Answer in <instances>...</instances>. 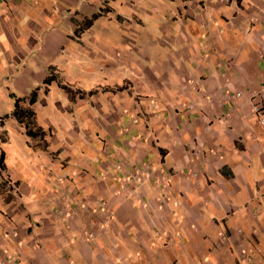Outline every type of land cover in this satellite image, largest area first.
Wrapping results in <instances>:
<instances>
[{
  "label": "crops",
  "instance_id": "0c3cea01",
  "mask_svg": "<svg viewBox=\"0 0 264 264\" xmlns=\"http://www.w3.org/2000/svg\"><path fill=\"white\" fill-rule=\"evenodd\" d=\"M129 1L0 0L4 114L11 83L60 73L66 53L90 85L47 111L36 92L40 152L2 118L0 264H264V127L249 100L264 88V0ZM100 9L75 40L74 17Z\"/></svg>",
  "mask_w": 264,
  "mask_h": 264
},
{
  "label": "rangeland",
  "instance_id": "374dc122",
  "mask_svg": "<svg viewBox=\"0 0 264 264\" xmlns=\"http://www.w3.org/2000/svg\"><path fill=\"white\" fill-rule=\"evenodd\" d=\"M107 2H108V0H107ZM129 2L130 1L127 0V3H129ZM131 5H132L131 10L133 11V13L135 15L141 14V10H142V7L143 6L141 7L139 5L138 1H133L131 3ZM171 6L172 5L170 3H165L164 8L165 9H169V8H171ZM121 8L123 10L129 12L128 6L122 5ZM90 16L91 15H89V16L82 15V16H75L74 18H75V20L81 18V19H79L80 20L79 23H82V21L84 20V18H89ZM113 21L116 23V25H119L120 24L118 22V20L116 19V17L113 18ZM114 22H112V23L115 25ZM122 25L125 26V23H123ZM119 26H117V27H119ZM69 29H70V32L72 34H75V30L77 28L74 27L73 28V31H72V27H71V24H70L69 27H68V30ZM79 34L80 33L75 34L74 37H77V35L79 36ZM116 34H117V36H120L121 34L122 35H127V33H125V27H123V29H120L119 32H116ZM69 36L73 37L72 35H69ZM68 39L69 40H72L70 37ZM81 57H83V56H81ZM52 62L53 63L58 62V63H60L62 65V68L61 69H60V66H59L60 73L55 74V73L51 72V70H48L47 69L45 71V73L41 77H39L40 79L38 81H34V83L31 85V87L29 86V84H27L26 87H25V89H23V90L18 89L17 86H14V85L12 86V83L9 85V88L11 89L12 92L10 94H8V100H9V103L11 104V108L12 109H13L14 99L15 98H20V99L26 100L27 97H28V95H29V93L31 91H36V92L39 91V93L41 94L40 97L43 98V99H45V104H44V107L42 109H44L43 111H47L48 109H50L49 107H50V105L53 102L55 103V105L56 104H60V105L65 104V101H66L65 100V96L66 95L64 93L65 90L61 88L62 86L63 87H68L69 86L70 88H72L74 90L79 89V88L82 89V88H85L87 86H90L89 83H86L82 79V70L79 69L80 63H78V59L77 58L75 60V56L73 54L66 53V57H63V61H60L59 59H56L55 58ZM91 63L94 64L95 61H91ZM46 78L50 79V81H49L48 84H45L44 83V80ZM110 86H112V85H110ZM44 88H47V96H45V98H44V94H42V91L44 90ZM92 88H94L93 85H92ZM25 90H27V94H24ZM62 90H63V92H62ZM258 91H260V89ZM76 92H74L73 95H77ZM10 95H13V96L11 97ZM62 99H63V102L60 101ZM4 107H5L4 106V103H0V114H1V116H0V124H1L2 118H6V117L10 116V113L12 111V109H11V111L9 113L4 114L2 112V110L4 109ZM51 115H57V116H59V113L57 112V114H56V112H54ZM4 127L7 128V130H10L8 124L5 123ZM21 136L22 135L20 133L18 134V136L10 135V140L11 141H15V143H13L11 145L12 147H8L7 148V149H10L11 150V153L13 151H15V152H18L19 151L17 149L19 147L18 146L19 143L17 142L18 140L20 142H22L23 145H25L24 138L21 137ZM1 137H3V135L1 134V130H0V142H1ZM37 142H38V144H37V147H36V151L37 152H40V151L44 150V149L41 148V143L43 142V140L38 139ZM4 147H6V146H3V149H4ZM1 148H2V145H1ZM7 160H9V158H7ZM145 175H147V174H145ZM135 177L138 178L137 175H135ZM3 179L4 178L2 177L1 178V184H2ZM130 182H132V181H130ZM125 183L128 184L127 182H125ZM135 183H138L139 184L140 183V180L136 181ZM135 185L136 184H134V186ZM158 190L162 194V192L160 191V187H158ZM62 210H63V194L60 193L59 194V198L57 200V203H55V211L54 212H56L58 214H61ZM95 220H97V219L95 218ZM70 246L72 248H75V246L73 244H71ZM126 249L127 248H125V250ZM66 258H67L68 264H74L73 262H75V264H83L79 260L78 261H75V259L73 260V258L70 257V256H67ZM141 263L142 264H150L151 263V258L148 259L147 256H144L142 254L139 255V256H137L135 253H132L131 254V261L128 264H141Z\"/></svg>",
  "mask_w": 264,
  "mask_h": 264
},
{
  "label": "trees",
  "instance_id": "16d2710c",
  "mask_svg": "<svg viewBox=\"0 0 264 264\" xmlns=\"http://www.w3.org/2000/svg\"><path fill=\"white\" fill-rule=\"evenodd\" d=\"M103 13H104V10L100 9L98 13L91 15L89 18H85L82 21V23H80L79 27L75 31V34L80 33L81 30H85L89 28L91 24L93 23V21L96 20ZM49 81L50 79L46 78L44 80V83L48 84ZM61 88L65 90V92L69 95V97L72 98L74 92H72L71 89H69L68 87H63V86ZM76 93H78L79 96L83 95V93L79 91H77ZM10 96L12 97L13 95H10ZM35 97H36V91H31L26 100L15 98L13 109L9 117L13 118L17 122V124H19L23 128L24 134L27 137H29L30 139L43 140L44 133L41 131L40 128H38L35 125L34 112L31 109V106L35 102ZM44 147H45V144L44 142H42L41 148L44 149ZM2 160H3V157H2V154H0V166L2 165Z\"/></svg>",
  "mask_w": 264,
  "mask_h": 264
},
{
  "label": "built area",
  "instance_id": "2783aa9c",
  "mask_svg": "<svg viewBox=\"0 0 264 264\" xmlns=\"http://www.w3.org/2000/svg\"><path fill=\"white\" fill-rule=\"evenodd\" d=\"M77 40V37H74ZM234 98L240 97V92H235L233 95ZM249 100L251 103V114L256 120L257 124L260 127H264V88L260 89L257 92H249ZM140 171H136V174H140ZM136 177L133 176L129 178V181H133ZM137 179V178H136ZM3 189L7 195L16 197V186L13 182L9 180L3 181Z\"/></svg>",
  "mask_w": 264,
  "mask_h": 264
}]
</instances>
